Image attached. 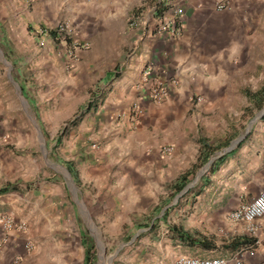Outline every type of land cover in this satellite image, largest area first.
<instances>
[{
  "label": "crops",
  "instance_id": "0c3cea01",
  "mask_svg": "<svg viewBox=\"0 0 264 264\" xmlns=\"http://www.w3.org/2000/svg\"><path fill=\"white\" fill-rule=\"evenodd\" d=\"M215 2L182 0L184 14L175 31L157 36L158 20L170 11L174 0H151L150 6L144 0H0L3 46L10 45L16 37L21 45L36 50L51 65L64 61L66 65L72 41H60L56 26L67 23L73 29V39L90 45L81 52L76 69L90 62L98 64L97 79L101 83L106 81V88L93 104L91 120L85 118L77 125L81 131L90 127L92 135L76 136L80 159L75 164L66 163V169L69 166L78 180L79 200L90 198V203L83 200L88 207H104L110 215L117 204L122 205L127 199L134 207L152 203L155 192L164 183L165 170L179 152L181 138L195 134V127L190 130L187 124L189 112L194 117L202 107L208 111L222 109L218 106L227 104L229 89L233 88L238 95L245 93V73L253 58L245 57L244 48L255 39L244 36L243 26L230 10L229 14L216 11ZM139 6L146 7L131 13L133 7L137 10ZM38 29L47 31V35H37ZM41 40L45 42L43 47ZM146 67L151 68L153 79L169 84V98L164 104L149 102L145 90L140 88ZM254 73L263 80L261 87L264 71ZM197 96L201 98L198 102ZM135 106L139 107V116L133 124ZM45 139L51 143V152L52 139ZM251 139L259 145H241L227 155H212L209 176L205 175L202 182L204 207L215 208L214 214L225 221L230 211L248 203L264 189V135ZM88 140L97 142L93 144L98 147L90 146ZM168 146L173 150L166 157L162 150ZM194 153L197 159L198 150ZM21 182L9 179L0 182V189ZM60 187L59 195L65 191V184L60 183ZM28 189L0 194V210L28 220L27 234H10L0 248V264H16L28 258L33 260L30 264H45L51 256L49 250L42 254L47 236L51 237L60 222L66 226L71 217L68 201L61 200L58 210L53 211L50 202L44 204L40 196L29 203L25 197L35 189ZM11 194L24 203H20L22 209L6 198ZM77 208L79 211V205ZM90 214L93 215L91 211ZM230 223L238 227L240 235L249 236L244 225ZM256 226L254 239L261 243L255 245L254 241L241 249L252 248L260 254L264 250V216ZM25 238L34 245L32 253L23 250ZM252 264H264V260L257 255Z\"/></svg>",
  "mask_w": 264,
  "mask_h": 264
},
{
  "label": "rangeland",
  "instance_id": "374dc122",
  "mask_svg": "<svg viewBox=\"0 0 264 264\" xmlns=\"http://www.w3.org/2000/svg\"><path fill=\"white\" fill-rule=\"evenodd\" d=\"M149 1L144 0L147 6H150ZM219 1L227 6L223 12L230 10L243 26L244 36L255 39L244 48L245 57L253 58L245 73L248 76L244 78V92L254 93L263 82L254 72L264 71V0ZM145 7L139 6L137 10L133 7L131 13ZM3 44L0 41V182L20 179L19 190L29 191L28 186L35 189L25 197L29 203L40 196L44 204L50 202L52 210L56 211L59 202L66 200L71 211L66 226L60 222L42 246V254L47 250L51 252L45 264H170L179 256L229 258L241 250H232L226 245L228 239L244 236L238 233V227L214 214L215 208L204 207L202 182L205 175L209 176V168L206 165L194 167L197 160L194 152H199L200 141L215 149L227 139L232 140L230 146L240 137L243 138L234 145V151L241 145L258 146L251 137L264 135V104L261 110H256L244 93L235 94L232 88L227 104L218 106L222 109L208 111L202 107L194 117L189 112L187 124L190 130L195 127V134L181 138L179 152L172 159L171 167L165 170L164 183L155 192L154 201L132 207L127 199L108 215L104 207L92 209L83 202L90 198L79 200L78 180L66 169L67 162L75 164L80 159L76 153V136L92 135L90 127L81 131L80 125L71 124L85 118L91 120L88 109L107 86L106 81L101 83L97 79L98 64L90 62L79 70L75 65L73 68L63 65L65 61L51 65L36 50L21 45L16 37L10 45ZM46 137L54 144L51 152V143L46 142ZM88 142L90 146L97 143ZM225 149L217 151L216 156ZM185 174L187 186L173 196L171 186ZM60 183L65 184L61 195ZM14 196L6 198L22 209L20 203H24ZM77 205L83 214L79 213ZM0 211L5 212V209ZM172 228H179L213 247L205 250L201 246L184 245L176 239ZM14 251L19 255L16 249ZM28 259L16 264L33 261Z\"/></svg>",
  "mask_w": 264,
  "mask_h": 264
},
{
  "label": "built area",
  "instance_id": "2783aa9c",
  "mask_svg": "<svg viewBox=\"0 0 264 264\" xmlns=\"http://www.w3.org/2000/svg\"><path fill=\"white\" fill-rule=\"evenodd\" d=\"M182 0H174L171 5L170 11L163 14L158 20L155 28V34L162 36L167 33L175 31L177 25L180 23V19L184 14L181 6ZM215 10L223 12L227 10V6L219 0L215 2ZM57 36L60 41L71 40V50L68 53L69 61L66 62V66L73 68L78 62V58L83 51H87L90 48L88 42H81L77 39H73V29L67 23H61L56 26ZM37 35L46 36L47 31L38 29ZM40 47L45 45L44 40L39 42ZM141 90H145V97L147 100L155 105L164 104L169 98V84L166 81H158L152 78V70L150 67H146L142 71V78L140 83ZM200 99L197 100V102ZM139 107L135 106L132 123L135 124L138 121ZM172 146L163 148L162 153L166 157L172 154ZM264 216V189L261 190L255 197H253L248 203L240 205L235 210L230 211L227 214V220L244 225L247 230V234L253 238L256 236L257 220ZM28 225L25 220L16 218L8 212L0 214V248L4 246L8 240L10 234L26 235ZM261 242L255 239V245H259ZM33 243L31 240L25 238L23 250L29 253L33 249ZM257 255L264 260V250L259 254L252 248L241 249L235 255L229 258L216 257V258H202V257H190L179 256L170 264H252V261Z\"/></svg>",
  "mask_w": 264,
  "mask_h": 264
},
{
  "label": "trees",
  "instance_id": "16d2710c",
  "mask_svg": "<svg viewBox=\"0 0 264 264\" xmlns=\"http://www.w3.org/2000/svg\"><path fill=\"white\" fill-rule=\"evenodd\" d=\"M246 98L253 103L256 110H261L264 104V85H262L257 91L254 93L245 92ZM92 108L90 107L88 111H91ZM79 120L74 121L71 125L77 126ZM232 140H225L222 142V144H217L215 149H213V146L200 141V150L199 154L195 163V168L197 166H203L205 165L212 155H214L217 151H221L225 148H227ZM234 151V150H233ZM231 153V152H230ZM221 158L220 160H222ZM69 173L74 177V173L70 169V167H67ZM192 173V172H190ZM187 174L180 176L177 181L171 186L172 195L175 196L182 192V190L187 186ZM18 184H8L0 189V194H6L9 192H16L19 190ZM172 233L175 235L176 239L179 240L184 245L189 246H201L205 250H209L213 247V244L202 241L197 239L196 237L182 231L179 228H172ZM255 239L248 237V236H240V237H233L231 239H228L226 241V245L229 246L230 249L236 250L243 248L245 246H250L254 243ZM87 259H89L87 257Z\"/></svg>",
  "mask_w": 264,
  "mask_h": 264
},
{
  "label": "water",
  "instance_id": "95a60500",
  "mask_svg": "<svg viewBox=\"0 0 264 264\" xmlns=\"http://www.w3.org/2000/svg\"><path fill=\"white\" fill-rule=\"evenodd\" d=\"M242 138H243V137H240V138L236 139L235 141H233L232 145H230L227 149H225L224 152H223L222 154H220V156H222V155H224V154L230 152L231 150H233L234 145H237V144L242 140ZM212 162H213V159H211V160L207 163L206 167H207V168H210ZM178 196H179V195H178Z\"/></svg>",
  "mask_w": 264,
  "mask_h": 264
}]
</instances>
